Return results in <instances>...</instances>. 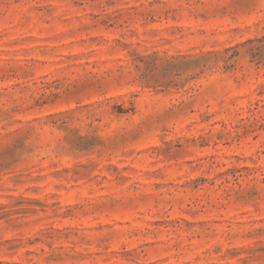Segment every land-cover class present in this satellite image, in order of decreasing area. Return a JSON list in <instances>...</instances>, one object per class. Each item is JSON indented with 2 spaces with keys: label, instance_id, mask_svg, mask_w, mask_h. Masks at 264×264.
Here are the masks:
<instances>
[{
  "label": "rangeland",
  "instance_id": "1",
  "mask_svg": "<svg viewBox=\"0 0 264 264\" xmlns=\"http://www.w3.org/2000/svg\"><path fill=\"white\" fill-rule=\"evenodd\" d=\"M0 264H264V0H0Z\"/></svg>",
  "mask_w": 264,
  "mask_h": 264
}]
</instances>
